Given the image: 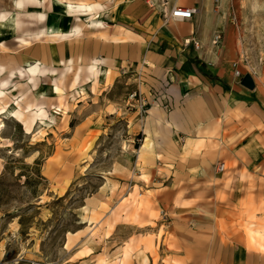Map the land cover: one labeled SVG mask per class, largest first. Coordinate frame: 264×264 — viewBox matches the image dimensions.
I'll use <instances>...</instances> for the list:
<instances>
[{
    "label": "crops",
    "instance_id": "0c3cea01",
    "mask_svg": "<svg viewBox=\"0 0 264 264\" xmlns=\"http://www.w3.org/2000/svg\"><path fill=\"white\" fill-rule=\"evenodd\" d=\"M194 18L162 24L145 0H0L2 78L26 69L10 87L22 92L21 106H32L26 114L58 106L56 78L77 101L82 89L91 92L92 105L108 92L95 91L94 82L118 74L121 64L146 60L148 72L173 80L172 110L151 107L141 117L114 104L108 114L117 113L126 129L120 143L142 141L131 168L115 174L121 199L113 207L99 202L94 212L87 202V217L70 234L80 264H264V108L220 73L217 60L201 59L203 48L185 45ZM135 183L146 197L142 210L134 221L124 212L117 220L123 193Z\"/></svg>",
    "mask_w": 264,
    "mask_h": 264
},
{
    "label": "rangeland",
    "instance_id": "374dc122",
    "mask_svg": "<svg viewBox=\"0 0 264 264\" xmlns=\"http://www.w3.org/2000/svg\"><path fill=\"white\" fill-rule=\"evenodd\" d=\"M199 1L203 5L199 6L193 25L194 36H199L203 44L200 58L217 60L223 67L220 73L228 72L235 87L252 94L249 97H256L264 108V0ZM216 26L223 30V41L212 46L210 39ZM233 62H238L241 77L234 75ZM122 65L126 64L117 67L118 74H108L104 82H94L95 91H108L102 96V104L95 101L92 105L88 95L91 92L82 89L80 101L73 95L77 92H61L55 109L43 108L26 114L32 106L20 105L22 92L9 91L14 116L4 114L5 126L0 132L6 143L0 147V264H80L79 255L72 252L69 236L81 227V219L87 217L86 203L95 207L107 201L113 207L121 199L122 193L115 192V174L131 168V152L142 141L141 136H135L132 146L126 141L120 143L126 137V129L117 113L108 115L121 104L134 109L129 106L128 97L137 91L139 81L121 77ZM246 74L254 77L256 86L252 91L241 84ZM162 78L146 72L148 87L153 92L167 93L166 97L154 99L156 102L151 95L148 109L155 105L170 111L175 106L173 80L169 76ZM220 84L230 89L225 81ZM144 86L143 91L149 97ZM257 86L261 92L255 91ZM106 102L107 109L100 110L99 105ZM24 115H28L27 127L21 123ZM126 188L117 220L124 212V220L130 222L142 210L146 197L137 183L133 190ZM132 191L134 195L130 194ZM102 206V211L108 210V205Z\"/></svg>",
    "mask_w": 264,
    "mask_h": 264
},
{
    "label": "built area",
    "instance_id": "2783aa9c",
    "mask_svg": "<svg viewBox=\"0 0 264 264\" xmlns=\"http://www.w3.org/2000/svg\"><path fill=\"white\" fill-rule=\"evenodd\" d=\"M148 6L153 8L156 11V14L161 19L162 24H169L171 22H178L183 20L193 19L200 12L199 5L194 4H184L180 3L179 0H145ZM220 1V0H216ZM211 44L212 46H218L222 44L223 41V30L220 27L216 26L212 29L211 34ZM195 47L197 50H201L203 48V44L201 40L195 36L189 37L185 39V45H191ZM232 66L234 67V75L236 77H241L242 73L239 70L238 62H233ZM149 67V63L146 60H143L140 63H127L126 65H122L119 67V74L121 77H134L135 80L139 81V87L137 91L132 92L128 97L129 106L133 107L135 110L139 111V114L142 116L148 113V103L150 102L151 95L155 99H161L166 94H161L162 92H153V89L149 87V97L143 91V85H149L146 83V72H148L147 68ZM164 91H167L166 85H164ZM154 100V101H155ZM155 101V102H156ZM225 162H220L217 166L219 172H224L226 170Z\"/></svg>",
    "mask_w": 264,
    "mask_h": 264
},
{
    "label": "bare ground",
    "instance_id": "6f19581e",
    "mask_svg": "<svg viewBox=\"0 0 264 264\" xmlns=\"http://www.w3.org/2000/svg\"><path fill=\"white\" fill-rule=\"evenodd\" d=\"M187 1H189V0H179L180 3L187 2ZM79 35L83 36L84 34L79 33ZM48 71H50V70L46 69L45 67L41 68L42 73H45ZM51 71L56 72L57 70L52 69ZM26 72H27L26 69H24L23 67H17L15 69L11 70L9 72V75L6 76V78H2V76L5 73V67L3 65H0V132L3 130V127L5 126L4 114L9 112L11 116H14V110L10 109L11 103L9 101L10 87L16 84L15 83L16 81L13 78H24L27 74ZM62 75H63V71H62L61 75H59V78H61ZM253 79H254V77H253ZM59 80L61 81V79H59ZM54 83L56 84V88H57V91L59 92V96L60 95L62 96L63 94L61 93V89L59 87V81L57 80V78L54 80ZM15 102H16V100L13 99V103H15ZM152 107H156V106L154 105ZM149 111H150V109H149ZM40 121L43 122L44 119L41 118ZM5 144H6L5 139L0 134V147L5 146ZM148 146H149V140H147V142L145 143V147H148ZM0 161H1V159H0ZM0 167H1V162H0ZM135 190H136V188H135ZM130 194L134 195L135 191H132ZM86 249H87V252H90L92 250V248H90V247H87Z\"/></svg>",
    "mask_w": 264,
    "mask_h": 264
},
{
    "label": "water",
    "instance_id": "95a60500",
    "mask_svg": "<svg viewBox=\"0 0 264 264\" xmlns=\"http://www.w3.org/2000/svg\"><path fill=\"white\" fill-rule=\"evenodd\" d=\"M241 84L249 89H254L256 84L251 74H246L241 79Z\"/></svg>",
    "mask_w": 264,
    "mask_h": 264
}]
</instances>
